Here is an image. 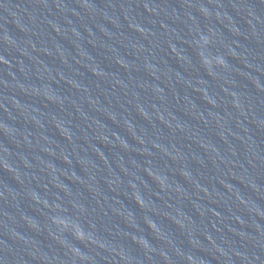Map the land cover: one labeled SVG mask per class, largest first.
Returning <instances> with one entry per match:
<instances>
[{"label":"water","instance_id":"1","mask_svg":"<svg viewBox=\"0 0 264 264\" xmlns=\"http://www.w3.org/2000/svg\"><path fill=\"white\" fill-rule=\"evenodd\" d=\"M72 264H264V0H98Z\"/></svg>","mask_w":264,"mask_h":264}]
</instances>
